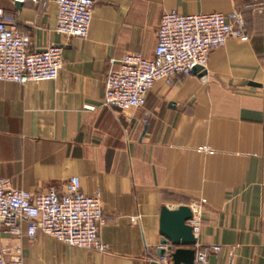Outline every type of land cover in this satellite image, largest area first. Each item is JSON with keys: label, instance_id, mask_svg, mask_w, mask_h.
Listing matches in <instances>:
<instances>
[{"label": "crops", "instance_id": "crops-1", "mask_svg": "<svg viewBox=\"0 0 264 264\" xmlns=\"http://www.w3.org/2000/svg\"><path fill=\"white\" fill-rule=\"evenodd\" d=\"M253 1L95 0L81 38L55 31L54 0H0L30 50L62 48L54 80L0 81V176L34 193L67 182L98 192L106 246L98 252L0 230L7 262L20 244L23 264H151L162 206L188 205L200 219L195 243L221 247L209 251L210 262L264 264V17L248 7ZM173 9L240 10L249 39L229 38L212 51L205 76L157 81L141 107L103 106L107 72L128 52L152 58L161 17Z\"/></svg>", "mask_w": 264, "mask_h": 264}, {"label": "built area", "instance_id": "built-area-1", "mask_svg": "<svg viewBox=\"0 0 264 264\" xmlns=\"http://www.w3.org/2000/svg\"><path fill=\"white\" fill-rule=\"evenodd\" d=\"M42 2L47 0H16ZM57 5L55 31L67 37H87L93 17L95 0H54ZM264 17V0L248 4ZM229 38L247 41L245 19L240 10L227 15L218 12L181 14L166 11L157 32V44L152 58L139 52L122 56L116 69L105 76L103 106L119 109L141 107L146 95L157 81L171 86L180 76L191 74L195 66L206 70L209 54L222 47ZM30 38L16 31L13 11L0 6V81L25 84L29 81L54 80L62 66V48L49 44L30 50ZM139 215L130 219L138 221ZM194 236L200 231V219L192 211L187 221ZM104 223L98 192L84 194L79 186L67 182L64 190L50 185L45 192L34 193L12 187L0 176V230L20 239H34L38 234L50 236L70 247L106 250L100 240L99 228ZM193 264H219L208 260L209 251L218 253V245L202 247L194 244ZM13 264H23L22 248L16 245ZM172 264L167 252L157 260ZM0 264H10L0 254ZM231 264V263H229Z\"/></svg>", "mask_w": 264, "mask_h": 264}, {"label": "water", "instance_id": "water-1", "mask_svg": "<svg viewBox=\"0 0 264 264\" xmlns=\"http://www.w3.org/2000/svg\"><path fill=\"white\" fill-rule=\"evenodd\" d=\"M16 6L20 3L17 1ZM195 66L193 74L205 76L206 70ZM192 217V210L188 205H180L177 208L162 206L159 218V246L155 249L158 257L169 253L172 264H193L196 237L192 232L191 225L187 222ZM151 264H159L152 260Z\"/></svg>", "mask_w": 264, "mask_h": 264}]
</instances>
